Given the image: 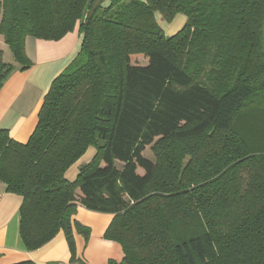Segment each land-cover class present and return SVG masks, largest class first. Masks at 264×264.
<instances>
[{
  "label": "trees",
  "instance_id": "obj_1",
  "mask_svg": "<svg viewBox=\"0 0 264 264\" xmlns=\"http://www.w3.org/2000/svg\"><path fill=\"white\" fill-rule=\"evenodd\" d=\"M156 13L187 21L168 35ZM77 25L80 51L28 141L0 129V181L22 197L26 248L62 230L77 260L75 232H91L80 204L113 214L104 236L124 257L109 264H264V0H1L16 64L0 50V89L33 66L28 37Z\"/></svg>",
  "mask_w": 264,
  "mask_h": 264
},
{
  "label": "crops",
  "instance_id": "obj_2",
  "mask_svg": "<svg viewBox=\"0 0 264 264\" xmlns=\"http://www.w3.org/2000/svg\"><path fill=\"white\" fill-rule=\"evenodd\" d=\"M1 1V0H0ZM156 18L166 34L179 31L187 21L185 14L176 15V24L164 20L160 13ZM174 21V20H173ZM83 35L79 26L60 40H44L28 37L26 50L33 66L27 70H15L0 89V129H8L17 141L27 142L38 123V115L52 81L70 64L81 48ZM5 41L0 34V50L5 56ZM95 154L90 147L86 154L66 172L70 181L76 179L80 166L89 162ZM22 197L6 191L0 181V264H13L32 260L36 264H109L110 260L121 261L122 245L104 236L113 219V214L92 211L78 205L74 218L91 229L85 241L75 232L77 260L71 261V252L64 232L38 249L28 250L20 234V206Z\"/></svg>",
  "mask_w": 264,
  "mask_h": 264
},
{
  "label": "rangeland",
  "instance_id": "obj_3",
  "mask_svg": "<svg viewBox=\"0 0 264 264\" xmlns=\"http://www.w3.org/2000/svg\"><path fill=\"white\" fill-rule=\"evenodd\" d=\"M176 17V16H175ZM174 17V21L172 20L171 22H173V24H176V21H177V18ZM169 35V34H168ZM6 45V44H5ZM7 49H9L7 47V45L5 46ZM3 60L6 61V62H11V63H14L16 64L15 60H14V57H13V54H12V51L9 50V51H6L5 50V56L3 57ZM140 63L143 64L145 63V60L143 58H140ZM148 63V60L146 59V63ZM94 148V147H93ZM95 149V148H94ZM144 156L148 157L149 159L151 160H154V155H153V152H152V149H151V146H147L146 147V150L144 151ZM77 214V212H76Z\"/></svg>",
  "mask_w": 264,
  "mask_h": 264
}]
</instances>
